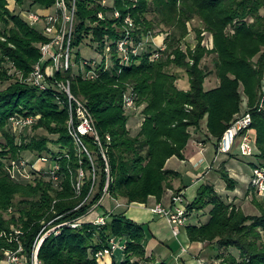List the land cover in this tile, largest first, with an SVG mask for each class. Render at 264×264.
<instances>
[{"label":"trees","instance_id":"trees-1","mask_svg":"<svg viewBox=\"0 0 264 264\" xmlns=\"http://www.w3.org/2000/svg\"><path fill=\"white\" fill-rule=\"evenodd\" d=\"M15 1L16 8L11 11L10 0H0V82L13 80L8 63L27 78L40 59L39 44L47 41L39 26H31L15 13L17 5L22 13L48 9L56 2ZM100 1L78 0V26L73 40L74 49L93 50L97 45L104 58L97 68L99 77L88 80L76 66L65 75L58 74V78H72L74 74L72 91L87 102L107 148L110 172H106V163L92 135L85 140L95 162L84 155L80 164L67 129L68 110L58 104L52 89L40 91L16 79L1 90L0 133L6 144L0 151V260L5 250L17 247L16 242L10 241L17 229L22 231L24 248L30 251L44 224L57 218L54 224L85 217L103 199L107 185V194L117 200L147 203L150 197H156L161 201L171 188V178L178 177V173L166 169V164L172 157L185 160L192 129L199 131L205 123L208 142L217 145L241 116L244 98L253 119L258 153L255 156L264 168V107L260 106L264 96V0H112L106 6ZM115 11L121 13L120 19H115ZM101 13L104 18L99 17ZM150 14L155 16L150 19ZM127 17L141 27L133 34L136 44L154 25L167 27L171 32L165 40L166 48L160 51L149 45L146 51L131 55L126 64L121 63L112 43L110 55L114 65L105 69V43L124 38ZM196 18L213 35L211 51L203 45L202 31L198 29L195 50L188 47L184 51L181 47L190 34V23ZM248 18L253 19L252 23L246 21ZM157 52L160 56L154 59ZM207 55H215L220 80L219 86L210 89L205 88L209 74L202 67ZM74 61L80 63L79 53ZM174 67L186 70L189 90L178 88V76L171 72ZM128 91L135 95L137 107L144 106L145 119L136 135L128 128L129 115L124 105ZM14 116H39L30 130H44L55 138H30L29 129L16 134L10 126ZM108 135L112 138L110 144L106 143ZM24 152L37 155L32 163L41 158L55 159L61 165L63 190L54 189L40 172H33L29 181L12 179L7 168L11 162L24 158ZM81 167L85 179L82 194L77 196L74 184ZM219 173L227 189L235 191L237 182L229 172L223 169ZM92 189V196L85 202ZM253 201L259 215H248L227 203L215 186H202L187 208L191 214L205 211L209 219L201 226H187L190 241L217 245L224 251L220 255L224 264H264V204ZM148 236L145 226L124 215H112L103 226L85 222L78 229L65 228L61 235L49 237L39 257L42 264H100L96 254L110 248L111 239L116 238L126 242L124 264H146L151 261L145 247ZM231 249L240 253V260Z\"/></svg>","mask_w":264,"mask_h":264},{"label":"built area","instance_id":"built-area-1","mask_svg":"<svg viewBox=\"0 0 264 264\" xmlns=\"http://www.w3.org/2000/svg\"><path fill=\"white\" fill-rule=\"evenodd\" d=\"M14 2L16 4L15 0ZM77 2L78 0H56L55 4L48 9L37 8L35 10L22 11V17L31 26H39L44 36L47 38V41L39 44L40 59L33 66L30 75L27 78L21 75L20 80L30 84L40 91H48L50 89L53 90L58 104L68 110L69 119L67 129L74 142L77 155L80 159V164L83 163L81 158L84 155H87L90 160L93 159V153L85 140L87 136L92 135L106 163V172L109 173L110 169L106 154L107 148L98 133L93 115L87 106V102L75 96L72 91V79L74 78V74L72 75V78H58V74L65 75V73L74 69L76 66H78L80 71L84 74V78L88 80L97 79L100 75L97 72V68L101 65V61L97 59H81L79 64H76L74 61L73 40L78 26ZM108 2L109 0L100 1L103 6L108 5ZM99 17L104 18L102 13ZM114 17L115 19H120L121 13L119 11H115ZM124 28V38L116 42L105 43V69H109L110 66L114 65L110 55L112 51V43H114L117 48L116 53L120 56L121 63L125 62L126 64L130 63L131 55H138L142 46H145L143 43L142 45H140V43H134L132 29L134 28V22L131 17H127L125 19ZM164 50L165 47L160 48V51ZM159 56L160 52H157L153 57L154 59H157ZM88 68H90V70H87ZM124 105L126 110L135 109L136 97L132 92L128 91L124 95ZM39 118V116H14L10 119V126L13 132L20 135L25 130H30L37 123ZM251 124L252 119L249 112H247L244 116L237 117L217 143L218 153L229 155L236 148H238L240 155L243 157L255 156L257 154V146L252 135L248 131ZM106 140V143L110 144L112 141L111 136L108 135ZM66 157H69V155ZM39 162L45 163L48 168H46V166L39 168ZM49 162V158H41L31 164V162L21 158L18 161L11 162L7 171L12 179L21 181L24 178L29 177V171L27 172L28 169L36 170V172L42 173L44 178L51 182L56 190L62 191L63 175L61 173V165L56 161L53 166H49ZM92 162L94 163L93 160ZM78 173V180L77 183L74 184V190L77 196H80L84 186V169L81 167ZM252 185L257 186L260 194L264 195V168H255L253 172ZM107 189L108 185L105 188V194H107ZM92 192L93 189L86 198L85 202H87L92 196ZM184 201L185 198L183 194L173 193L171 197L172 205L170 207L168 206L169 208L160 204L156 205L152 209L154 214L165 217L169 220L173 226L175 236L180 235L181 229L185 227L187 222L190 220L191 213H189L187 206L184 205ZM56 202L57 201H55L54 204ZM99 203L93 208L98 207ZM92 209L90 212L93 211ZM57 219L44 224V227L39 232L30 251L24 248L20 239L22 231L17 229L10 237V241L16 242L17 247L5 250L3 257L0 260V264H42L39 254L46 239L51 236L61 235L65 228L78 229L84 223L83 218H81L76 221L54 224ZM107 220L108 219L105 217H100L93 223L95 225L103 226L107 223ZM110 245V248L102 250L96 254L95 257L100 264L106 257H112L116 251L126 250V242L122 239L112 238Z\"/></svg>","mask_w":264,"mask_h":264},{"label":"crops","instance_id":"crops-1","mask_svg":"<svg viewBox=\"0 0 264 264\" xmlns=\"http://www.w3.org/2000/svg\"><path fill=\"white\" fill-rule=\"evenodd\" d=\"M11 1L13 2L14 0ZM179 81L180 80L177 81V86L180 89ZM213 84H215L213 81L209 83V85ZM215 87L216 86L212 88ZM189 89L190 82L187 89L181 88V90L184 91ZM144 119L145 118L141 120L137 119V123L135 122L133 126L130 125L129 128L139 132ZM204 127L206 126L204 125ZM196 133H199V131H192V139L184 151L185 160L172 157L167 162L166 169L178 173V177L171 178V188L167 189L161 201H158L156 197H150L147 203H128L126 199L117 200L111 197L110 194H105L98 207L93 208V213L89 216V222H94L100 217L109 219L112 215H124L126 219L145 226L149 235L145 247L147 257L151 260L146 264H159L160 262H167L168 264H224L222 263L223 258L220 257L224 251L220 250L217 245L191 242L189 239L187 226H201L204 224L201 215L205 216V211L192 212L190 219L197 213V221L191 222V220H189L186 226L181 229V233L178 236L174 235L173 226L167 218L152 212V209L156 205L161 204L170 207L172 205L171 197L173 193L183 194L185 198L184 205L188 207V205H191L197 198L200 188L206 184L215 186L218 194L227 203H231L230 200L238 202L244 198L245 192H239L238 188H244L246 184L249 185L252 174L248 177L244 172H242L241 175L234 173V166L236 165L237 167V164H239L238 161H241L240 156H238L240 155L239 150L237 153L234 150L229 155L219 154L217 145L214 142H199L194 138ZM205 133L207 134V132ZM235 155L237 158L234 157ZM45 166L48 168L45 163H38V167L40 168ZM221 166L226 167L231 177L237 182L238 188L235 191L227 190V184L216 171ZM213 173H215V175H213ZM225 194L226 198L230 197V199H225ZM100 208H102L103 211L105 210L104 214L98 211ZM85 219L86 218L83 219L84 223ZM118 251H121L122 254H120L117 260L116 254ZM118 251H116L112 257H106L101 264H124L126 259L123 251ZM234 255L237 257L236 254Z\"/></svg>","mask_w":264,"mask_h":264},{"label":"rangeland","instance_id":"rangeland-1","mask_svg":"<svg viewBox=\"0 0 264 264\" xmlns=\"http://www.w3.org/2000/svg\"><path fill=\"white\" fill-rule=\"evenodd\" d=\"M134 1L137 2V0H134ZM108 3L112 4V0H109ZM8 7H9V9L11 11H13L14 8L16 7L15 2L14 1L12 2L10 0ZM15 13L21 14V9L19 8L18 5H17V11ZM262 13L264 14V11H262ZM154 16L155 15H153V14L149 15L150 19H152ZM246 21H248L249 23H252L253 19L252 18H248ZM189 27H190V34L184 39V41L181 44V47H183L184 51H186V49L188 47L192 48V50H195L196 45H197V41H198L197 31H196L197 29L202 31L201 35H202V38H203V41H202L203 45L206 46L209 51H211L214 48L213 35L205 30V27H204L203 23L199 19L196 18L195 20H193L190 23ZM140 28L137 26V24L134 23V28H132L133 29V34H134L135 30L140 29ZM124 31H125V28H124ZM230 31L234 33L233 28L232 29L230 28ZM168 32L170 33L171 31H169L167 27H165L163 25H160V24L159 25L158 24L154 25V29L149 31L148 35L145 36L144 39H142L139 42L140 45H142V43L145 45V46H142V49H141L140 52H142L143 50L146 51L147 49H149V47H148L149 45L153 46V48L155 50H157L159 48H163V47L166 48L165 40H166V38H167V36L169 34ZM135 41H134V43H135ZM97 50H98L97 49V45L94 46L93 50H90L89 48L81 47L80 49H74L73 55L76 57V54L79 53L81 59H97V60L103 62V59H102L103 55L100 54V50H98V51ZM215 58H216L215 55H207L205 57V59L203 60V62H202V67L205 70H207V72L209 74L207 79H206V84H205V88L206 89H210V88H212L214 86L217 87L220 84V80H219V78L217 76V72H216ZM7 68H8V71H9V75H11L13 77V80H11L9 82H0V91L1 90H5L11 83L15 82L16 79H20V77L22 75V74H20L17 71V69L13 66V64H9L8 63ZM171 72L173 74H175L176 76H178V80H180L178 82L179 86L181 88H183V89H187V87L189 86L190 79H189V76H188L186 70L174 67L173 70H171ZM212 81L215 84L209 85V83H211ZM176 84H177V82H176ZM181 88H180V90H181ZM244 99L245 100L243 102L241 116H244L247 113V111H249L248 101H247L246 98H244ZM261 101H262V103L260 102L261 103L260 106L264 107V96L262 97ZM140 108L136 106L135 109L127 110L128 111V115H129L128 128H129L130 125L133 126L137 119L141 120L142 118H144V116H143L144 107L142 106ZM136 116H137V118H136ZM251 119H252V116H251ZM252 121H253V119H252ZM204 125L206 126V124L204 123L202 125V128L199 130V133H196L194 138L197 139L199 142H202V143L207 142L208 143L207 134L205 133L207 131H206V127H204ZM27 131H28V134H30V138H32V137H37V138H44V137L55 138V137L50 136L44 130H38V131L27 130ZM130 131H131L132 135H136L138 133V131L136 132L133 129H130ZM192 131H195V130L192 129ZM248 131L252 135V137L254 139V142H255V132L252 130V124L248 128ZM5 144H6V141H5L4 137L0 133V151L2 150V147ZM255 144H256V142H255ZM51 146H52V148L54 147L53 145H51ZM235 151L237 153L238 149L236 148ZM22 155H23L24 159L27 160L28 162H31V164L34 161L35 157L37 156L35 153H30V152H24ZM223 155H225V154H223ZM238 156H240V160L241 161H238L239 164H237V167H236V165L234 166V173L235 174L238 173L239 175H241L242 172H244L248 177H250L251 174H252V177H251L250 184L249 185L246 184L244 186V188H242V187L238 188V186L235 187V190L238 188L239 192H245L244 198L241 201H238V202L231 201V200H230V202L232 204L236 205L237 207L241 208L248 215H259L260 214V210H259L258 206L256 205L255 201H253V200L256 199L257 202H260V203L264 204V195L260 194L259 189L257 188V186L252 185V180H253V172H254L255 168L256 167L262 168L261 167V163L262 162L256 156H253V157H243L241 155H238ZM234 157L237 158L236 155ZM92 160L95 162V156H93ZM55 163H56L55 159H50V162L48 163V165L49 166H53ZM223 169H226V167L221 166L216 171L219 173ZM226 170L229 172L228 169H226ZM28 171H29V173H28L29 177L28 178H24V180H27V181H29V179L32 178L33 172H36V170L28 169L27 172ZM213 175H215V173H213ZM219 175H220V173H219ZM88 176H89V174H88ZM44 179L47 181L46 178H44ZM220 191H225V190H220ZM228 191H230V190H228ZM96 192H97V187H96L94 193H96ZM176 194H178V193H176ZM224 197H225V199H230V197L226 198V194L224 195ZM98 211L101 214H104V212H105V210L103 211L102 208H100ZM92 213H93V211L90 212L89 214H87L84 217V218H86L84 220L85 222H89L90 221V219H89L90 217L89 216ZM197 217L198 216H197V213H196V215L191 217V219H190L191 222H196L197 221ZM201 218H202V222L206 223L208 221V219H209V216H208V214H205V216L201 215ZM231 250H232V254L233 255L236 254L237 258L240 260L241 259L240 253L235 251L234 249H231ZM120 254H122V252L118 251L117 254H116L117 260H118V257L120 256Z\"/></svg>","mask_w":264,"mask_h":264},{"label":"bare ground","instance_id":"bare-ground-1","mask_svg":"<svg viewBox=\"0 0 264 264\" xmlns=\"http://www.w3.org/2000/svg\"><path fill=\"white\" fill-rule=\"evenodd\" d=\"M256 168H258V167H256Z\"/></svg>","mask_w":264,"mask_h":264}]
</instances>
